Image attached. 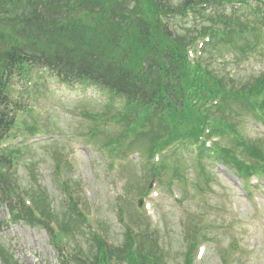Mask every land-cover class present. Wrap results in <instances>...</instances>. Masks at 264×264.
I'll use <instances>...</instances> for the list:
<instances>
[{"label": "trees", "instance_id": "16d2710c", "mask_svg": "<svg viewBox=\"0 0 264 264\" xmlns=\"http://www.w3.org/2000/svg\"><path fill=\"white\" fill-rule=\"evenodd\" d=\"M215 1L224 0H183L177 7L170 3L165 5L164 0H0V43L6 49L3 54L0 52V138L8 134L14 120L12 113L18 110L6 96L4 76L13 69L35 64L47 68L62 81L89 80L122 99L125 104L121 112L125 119H132L133 138L144 140L151 149L178 141L195 143L208 128L211 135L219 136L224 142L216 150L217 158L235 159L239 148L248 143L239 133L238 118L242 112L241 107L237 111V106L250 103L247 96L259 89L264 76L253 82L238 83L239 88L234 82H218L208 75L210 73L190 69L182 59L187 36L171 34L167 25L158 19L160 14L184 13L193 10L194 5ZM258 10L252 8L254 13ZM217 17L213 23L221 24L223 19ZM263 20L262 17L261 23ZM206 32L214 35L216 29L201 30L202 34ZM216 99H220L221 104L212 105ZM108 142L104 139V145ZM109 145L110 142L106 146ZM257 150L247 146L255 164L257 160L259 164L243 167L244 176L264 173V154L259 150L255 157ZM161 164L160 169L153 168L155 176L161 177L163 172L164 177L168 166ZM175 173L181 178L180 172L175 170ZM210 179L204 168H200L194 184L197 191ZM3 184L2 200L10 207L17 201L24 208L19 200L10 198L11 186L6 185L5 179L0 186ZM63 186L69 189L65 183ZM27 193L36 210L52 218L48 213L46 190L30 185ZM68 206L75 216L83 219L71 198ZM17 215L29 223H37L27 210ZM61 221L62 229L66 230L67 215ZM126 233L122 249L116 250H107L99 238L91 235L93 244L85 256L82 254L83 259L75 256L65 264H104L105 257L122 259L126 264H143L138 262L140 258L133 257L132 244L139 248L138 253H156L153 241L138 236L135 243L132 232L127 229ZM5 253L0 248V257L6 264ZM10 261L14 264L11 257Z\"/></svg>", "mask_w": 264, "mask_h": 264}, {"label": "rangeland", "instance_id": "374dc122", "mask_svg": "<svg viewBox=\"0 0 264 264\" xmlns=\"http://www.w3.org/2000/svg\"><path fill=\"white\" fill-rule=\"evenodd\" d=\"M175 1L178 4L180 0ZM244 17L251 19L253 16L246 13ZM177 24L180 25L181 21ZM181 26L183 25H176V30L183 32ZM248 38L251 40L249 36ZM218 55L225 60L221 64L219 61V69L234 74L236 78L240 77L242 81L264 73V57H255V60L247 62L249 57L244 61L239 52L228 51L226 48L220 49ZM47 87L52 93L51 100L45 96H42L41 100L37 98L35 112L39 115L45 133L53 136L50 141L54 142L24 149L21 161L18 162L16 180L26 189H29L31 183L36 182L35 171L28 169L32 163L38 176L37 181L44 187L49 200L56 206L57 215L64 216V213L69 211L66 190L59 185L54 167L57 161L65 160L69 166L66 169L68 180L73 179L82 186L81 201H85L86 204L85 206L81 203L82 208L87 207L86 213L93 223L98 224L99 227L102 224L105 230H101L107 236L109 243L119 244L123 229L120 226L118 210L119 208L126 210L129 206V211L132 213L133 205L139 201L140 188L147 183L149 172L147 174L140 163L126 165L122 162H118L109 170V165L101 158L98 147L104 137L106 134L113 136L118 131L117 125L109 123L102 124V129L107 131L106 133L100 136L97 134L95 137L90 133L98 124L91 117L100 118L110 100L105 91L96 87L65 90L63 86L52 80H48ZM118 104V100L113 101V105ZM246 124L250 139L255 143H262L263 135L261 129H257L258 124L251 121H246ZM73 134H76V137L72 138ZM78 134H88L89 141L85 138L83 143L78 142L80 138ZM85 143H89L90 148L86 147ZM138 155H140L139 151L134 148L135 162H138ZM213 169L219 184L212 185L211 190L199 196L195 195L192 201L180 206L179 211L182 215L171 207L160 187H153L158 197L151 202L152 209L147 215H150L153 221H157V212H159L161 233L159 236L166 245L165 251L168 254L166 263L183 264L195 224L203 223L202 216L210 214L215 221L214 228L209 233L213 241L210 247L207 245L201 264H223V253L228 251L230 244L235 247L232 256L234 264H264V198L255 191L253 201L249 203L243 191L237 187L233 171L227 169L224 172L221 166H214ZM38 170L43 171L42 178L38 175ZM175 195L177 197L178 193L176 192ZM154 205H157V208L153 210ZM178 205L176 204V207ZM6 217V210L0 205V222ZM80 227L77 230L79 234L77 238L82 251L85 252L90 246L88 239L90 233L87 227L85 233ZM0 242L9 246L7 247L21 264H59L56 250L43 229H30L22 223L6 227L4 232L0 231ZM245 250L250 252L245 253Z\"/></svg>", "mask_w": 264, "mask_h": 264}]
</instances>
